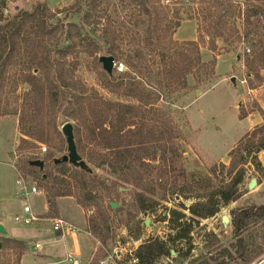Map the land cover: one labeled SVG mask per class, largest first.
Segmentation results:
<instances>
[{
  "label": "trees",
  "instance_id": "trees-1",
  "mask_svg": "<svg viewBox=\"0 0 264 264\" xmlns=\"http://www.w3.org/2000/svg\"><path fill=\"white\" fill-rule=\"evenodd\" d=\"M132 1L141 6L139 18L142 17V25L146 27V35L137 38L136 42H142L143 46L150 48L147 56L141 48L129 55L128 65L140 74V80H136L132 73H124L127 70L117 72L115 69V73L110 76L101 69L99 57L102 52L103 55L114 56L115 61H118L117 40L120 34L116 33L119 29L114 25L107 24L102 30V40L108 45L107 51H101L93 33L91 37H83L80 42L94 66L100 67L106 86L113 93L135 99L132 103L107 99L99 95L98 91L92 89L90 92L85 85L76 81L74 71L80 61H67L79 44L71 39L68 26L72 23L67 25L65 19L61 18L55 23L52 21L62 11L53 13L46 3H37L30 10L18 9L14 15L0 11V115L17 113L16 109L14 112L10 110L8 101L4 104L2 101L9 99L7 95L16 91L19 83L30 87L20 106L21 137L17 151L21 154L30 151L31 156H28L23 166L17 165V170L21 175L25 171L33 174L37 172L39 186L48 193L49 211L54 209L55 215L56 198L74 197L83 207L96 206L99 220L107 229L110 228L111 216L117 217V213L126 208L123 204L122 208L115 211L110 202H118L121 195L134 188L137 189L134 193L137 210L147 214L153 210L148 202H158L145 192L156 195L163 178L180 169L176 166L175 127L171 121H166V111L158 104L163 94L171 96L186 89L190 75L200 81L214 74L218 54L214 55L211 62H204L201 48L208 47L210 51L216 52L229 43V38L234 43L243 41L245 35L241 33L238 18L243 25L252 28L248 30L251 35L258 36L255 27L259 25L264 36V0H247L244 7L235 0H203L205 5L197 8L181 0L182 3L178 1L181 7H175L171 15L162 2ZM85 6L88 9L83 15L87 19L84 23L89 24L94 12H98L102 6V1H81L70 7L71 13H81ZM184 6H188L186 10L190 13L194 11L195 14L191 13V16L197 21L200 38L176 44L173 52L162 51L159 46L165 44L168 36L171 38L181 26ZM103 13L107 14L106 8ZM136 24H139L138 21H135ZM140 33L138 29L134 34ZM219 40L223 41V46L219 45ZM155 47H159L158 50ZM156 57L160 60L157 61ZM150 63L156 66L155 71ZM247 64L252 70L258 66L264 68V47ZM12 79L16 83L13 89L7 91ZM60 116L66 117L67 121H75L78 151L93 168V173L77 169L69 163L54 162L55 158L67 151L66 139L58 122ZM247 116L244 114L241 117ZM42 144H51L59 153L47 152L48 149L35 153L34 150L41 148ZM261 151H264V115L263 123L247 132L230 151L231 168L252 162L258 171H263L259 159ZM36 159L44 161V169L30 165V161ZM177 174L187 176L182 169ZM241 180L242 177L228 183L221 181L206 199L190 206L188 210L193 220L215 216L220 212V202L227 205L238 200L242 195L239 189ZM181 207L185 208V205L182 203ZM165 208L162 216H171L172 229L176 231L172 239L190 238L192 225L186 223V213L177 208L169 211L168 207ZM89 211H93V208ZM134 215L130 213V221L135 219ZM98 223L95 218L90 219V229H96ZM258 224L263 228L259 234L260 242L254 237L249 240L244 233L250 225ZM232 226L236 243L209 253L208 258L204 256V261L199 264H230L237 259L242 264H250L264 254V204H248L233 212ZM136 229L135 239L140 240L141 222L136 224ZM7 242L13 243L19 259L28 249V245L20 240L0 236V244ZM3 247L0 246V251ZM167 253V240L148 237L136 248L134 257L138 259L136 264H154Z\"/></svg>",
  "mask_w": 264,
  "mask_h": 264
},
{
  "label": "rangeland",
  "instance_id": "rangeland-1",
  "mask_svg": "<svg viewBox=\"0 0 264 264\" xmlns=\"http://www.w3.org/2000/svg\"><path fill=\"white\" fill-rule=\"evenodd\" d=\"M81 1L85 0H17L7 7L8 12L5 13L14 15L18 9L30 10L37 3H46L53 13L62 11L52 21L55 23L58 18H61L65 19L67 25L72 23L68 26L71 30V39L79 44L75 48V52L67 58V61H80L74 71L76 81L85 85L90 89V92L92 89L98 91L99 95L107 99L128 103L135 102L133 98L120 96L116 92L113 93L109 86H106L104 78L100 74V67L94 66V63L91 62L92 59L87 57L80 42H82L83 37L94 34L101 51H107L108 45L102 40V30L107 24L114 25L115 28L119 29V32L116 33L120 34V39L117 40V51H119L117 60L125 63L127 71L124 73H132L136 80H140V76H138L140 74L133 71L134 68L128 65V60L129 55H132L136 49L141 48L146 56L150 51V48L143 46L142 42L139 44L136 42L137 38L141 39L142 36L146 35V27L142 25V17L139 18L141 6L132 0H101L102 6L98 12H94L92 21L86 24L83 15L88 6H85L81 13H71L70 7L79 4ZM151 1H153L152 3L154 1L162 2L165 10L170 11V15L175 7H181L178 1L182 3L181 0H171L170 4L165 3V0ZM184 1L194 8L205 5L203 0ZM236 1L242 2L244 0ZM17 6L18 9H16ZM187 7L184 6L182 10L181 26L176 29L171 38L168 36L165 44L162 43L163 45L159 46L162 51L173 52L176 44L180 45L200 38L197 21L191 16L194 11L190 13L186 10ZM105 8L107 14L103 13ZM135 21H138L139 24L135 25ZM231 21L233 20L231 19ZM238 22L241 33L245 35L243 41L234 43L233 39L229 38V43L222 50L216 52L210 51L208 47L201 48V57L204 62H211L214 55L218 54L214 74L204 79L201 78V82L195 76L190 75L186 89L171 96L164 93L158 103L166 111V116L164 115L166 121H171L175 127L177 139H175L174 144L178 155L176 166L180 169L163 178L156 195L144 191L149 197H155L154 200L158 202V204L148 202L149 205H152L151 209L153 210L147 214L138 212L134 195L137 189L130 188L131 190L121 195L117 202L121 205L125 204V210L117 213V217L111 216L110 228L107 229L99 220V211L96 206L83 207L80 205L85 220L81 233L86 235L91 242V248L85 254V260L88 264H100L101 260H110L115 264H136L137 262L133 260L135 250L148 237L168 241L169 253L157 259L154 264H199L204 261V256L206 259L208 258L209 253H215L236 243L232 226L233 212L248 204H264V170L258 171L252 162L238 164L233 169L229 156L230 151L237 146L244 135L259 125L256 124V121L260 116L263 118L264 115V107L262 106L264 104V68L258 66L257 69L252 70L247 64V61L264 47L263 31L257 25L255 29L258 36L251 35L248 30L252 28L243 25L239 18ZM138 29L141 33L134 34ZM247 32L249 33L248 36H246ZM205 41L208 40L205 39ZM219 45H224L222 40H219ZM159 47H155V49L158 50ZM102 53L100 55H103ZM156 60L159 61L160 58L156 57ZM150 66L155 71L156 66L151 63ZM101 69L103 68L101 67ZM233 77H235L234 81L232 80ZM15 83V79H12L7 91L13 89ZM29 88L27 84L19 83L17 90L7 95L9 99L6 98L2 101L3 104L8 101L10 110L14 112L16 109L17 113L0 115V160L2 162L0 165V223L11 230L13 239L17 238V240L26 243L28 249L19 259L18 251L12 242L0 244V246L4 245L0 251V264L42 263L40 262L42 261L40 254L46 250H51L52 247L55 250L52 249L51 262L66 264L63 263L60 255L62 243L51 242L55 233L51 220L63 218L75 225L74 219L81 222L82 215L71 202V198H65L61 204H65V212L68 211L74 219L59 215L57 201L60 197H58L54 198L56 200V215L54 209H51V212L48 210L49 212L46 214L37 213L40 218L39 221L29 225L15 221V215L21 212L25 205H30L35 212H41L48 204V193L39 186V181L36 178L37 172L34 175L25 171L21 175L17 170V167L23 166L28 156H31L30 151L22 154L17 151L21 137L19 130L20 106L23 105L25 92ZM16 98L18 99L17 102H15ZM244 114L248 116L241 117ZM66 119V117L60 116L58 120L60 129L66 122L75 123L74 120L67 121ZM162 124L166 126L165 123ZM43 146L47 147V152L59 153L51 144H42L41 148H36L34 152L40 153L43 151ZM259 159L264 167V151L259 153ZM181 169L187 173L186 177L178 176L177 173ZM239 177H242L239 184L242 195L238 200L227 205L220 202V212L215 216L205 219L194 218L195 220H193V215L188 210L190 206L199 200L206 199L221 181L224 180L228 183L237 180ZM21 178L25 179L27 187L36 185L45 197L33 193L26 195L23 185L17 183V180ZM252 179H256L257 183L253 188H249ZM174 188H177L176 192ZM198 195L201 197H197ZM72 199L77 202L76 198L72 197ZM182 203L185 208L181 207ZM165 207H168V211L177 208L186 213L185 221L192 225L190 238L186 240L172 239L176 231L172 229L171 216H162V212L166 210ZM90 208H93L92 212L89 211ZM130 213L135 214V219L132 221H130ZM224 215L229 218L227 225L223 222ZM92 218L99 222L96 229H90L89 222ZM138 222L142 223L140 240L135 239ZM249 227L244 235L249 240L254 237L260 242L259 234L263 232V228L260 224ZM14 234L27 237V239H18ZM0 236L4 235L0 234ZM37 243L39 246H36ZM263 259L264 254L250 264H259ZM230 264H242V262L237 259L231 261Z\"/></svg>",
  "mask_w": 264,
  "mask_h": 264
},
{
  "label": "crops",
  "instance_id": "crops-1",
  "mask_svg": "<svg viewBox=\"0 0 264 264\" xmlns=\"http://www.w3.org/2000/svg\"><path fill=\"white\" fill-rule=\"evenodd\" d=\"M236 1V0H235ZM247 0H244L242 2L236 1L237 3L241 4L244 7V4L246 3ZM264 107V104L262 105ZM263 118H260L256 121V124H262ZM35 195H43L45 197L44 194L41 193V191L39 193H34ZM65 198H71V202L74 204L75 207H77V210H79L78 212H80V215H82V220L77 221L76 219H74L73 216H71L69 214L68 211L65 212V204H61L62 200H65ZM58 207H59V215L61 217L64 218H68V219H74L73 221L76 222V226L78 224V228L80 229V232L77 233H69L67 234L65 237H61L58 233H54V237H52L51 242H58V243H62V251H61V257H62V261L63 263H65V258L68 254H73V255H78L81 258V264H88V262L85 260L86 256L85 254L89 251V249L91 248V242L90 240L87 238L86 235L81 233V228L84 226L85 224V220H84V215H83V210L81 209L80 205L74 200L72 199V197H60L58 199ZM42 206V204H41ZM33 209V208H32ZM44 209V208H41ZM49 210V206L48 204H46L45 209L40 211H33L37 214H42V213H47ZM75 225V224H74ZM5 226V225H4ZM5 228L7 229V231L9 232L7 236L11 237V230L9 228H7V226H5ZM16 237H18V239L21 240H25L27 239V237H23L19 234H14ZM12 238V237H11ZM17 239V238H16ZM36 246H39V243H37ZM53 250H55L54 247H52ZM46 250L43 254H40V262L42 263H37V264H55L52 261V255H53V250ZM42 256V257H41ZM22 260V259H21ZM91 264H98V263H91Z\"/></svg>",
  "mask_w": 264,
  "mask_h": 264
},
{
  "label": "water",
  "instance_id": "water-1",
  "mask_svg": "<svg viewBox=\"0 0 264 264\" xmlns=\"http://www.w3.org/2000/svg\"><path fill=\"white\" fill-rule=\"evenodd\" d=\"M18 8L19 7L17 6L16 9ZM99 62L101 63L103 70L108 75L112 76L114 73V69H115L114 56L101 55L99 57ZM232 80L234 81L235 77H233ZM61 131L66 139L67 151L63 155L55 158L54 162L56 164L69 163L77 169H81L87 173H93L94 172L93 168L85 161V159L80 155L78 151L74 124L72 122H66L62 126ZM30 165L34 167H38L41 170L44 169V161L42 159L32 160L30 161ZM256 183H257V180L252 179L251 183L249 184V188H253ZM110 205L115 211H117V209L121 207V204L114 202V201L110 202ZM223 222L225 225L229 223L228 216L226 215L223 216ZM8 233L9 232L7 231L5 226L2 223H0V234L7 236Z\"/></svg>",
  "mask_w": 264,
  "mask_h": 264
},
{
  "label": "built area",
  "instance_id": "built-area-1",
  "mask_svg": "<svg viewBox=\"0 0 264 264\" xmlns=\"http://www.w3.org/2000/svg\"><path fill=\"white\" fill-rule=\"evenodd\" d=\"M15 1L17 0H0V11L4 10L5 12H8L7 7H9L10 4H13ZM165 3L170 4L171 0H165ZM114 67L117 72H124L127 70L125 63L121 61H115ZM42 150L46 151L47 147L43 146ZM1 164L2 162L0 160V165ZM17 183L23 185V189L26 191V195H29L30 193L34 194L40 192L36 185L27 187V183L23 178L18 179ZM39 219V216L33 211L30 205H25L23 210L15 215V221L23 225H29L35 221H39ZM51 221L54 231L61 237H65L69 233L80 232V229L76 225L63 218H53ZM133 260L137 262L138 259L134 258ZM81 261L82 260L78 255L73 254H68L65 258L66 264H80ZM100 264H115V262L110 260H101ZM259 264H264V259Z\"/></svg>",
  "mask_w": 264,
  "mask_h": 264
}]
</instances>
